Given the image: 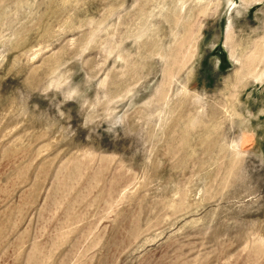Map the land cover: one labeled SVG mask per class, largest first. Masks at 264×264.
<instances>
[{"label": "rangeland", "instance_id": "1", "mask_svg": "<svg viewBox=\"0 0 264 264\" xmlns=\"http://www.w3.org/2000/svg\"><path fill=\"white\" fill-rule=\"evenodd\" d=\"M0 264H264V0H0Z\"/></svg>", "mask_w": 264, "mask_h": 264}]
</instances>
